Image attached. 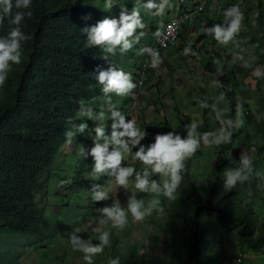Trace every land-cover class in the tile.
<instances>
[{
  "label": "trees",
  "instance_id": "16d2710c",
  "mask_svg": "<svg viewBox=\"0 0 264 264\" xmlns=\"http://www.w3.org/2000/svg\"><path fill=\"white\" fill-rule=\"evenodd\" d=\"M258 2L264 5L263 0ZM105 3L106 0H32L29 9H20L31 12V16L25 15L20 24L21 31L30 39L21 42V62L11 65L5 85L0 88V245L5 243L9 249L6 255H0V264H18L21 253L15 238L26 237L36 245L42 238L49 240L61 232L60 225L49 218L39 201L50 193L49 184L55 177L56 168L67 170L64 164L68 158H71L73 186L66 187L74 188L71 192L75 195H78V186L86 188L90 172L83 166L89 158L85 152H73L75 146L87 140V133L79 131V126L106 124V121L93 120L99 108L112 115L117 113V106H110L114 94L105 95L103 86L97 81L99 72L111 68L114 53L103 47L89 46L84 31L106 18L119 19L118 0H113L108 8ZM257 23L262 33L264 12L257 18ZM12 27L10 20L5 18L4 24L0 25V38H6ZM146 45L141 43V49L145 50ZM138 69L136 67L134 84ZM254 122L248 116L247 124L258 130L261 141L256 145L251 169L244 173L245 181L238 182L230 190L224 187L227 169L222 166H227L228 162L222 157H218L217 170L207 186L200 185L190 170L184 171V195L175 200L176 206L169 209V213L171 220L185 222L181 237L185 253L175 246L171 264H229L230 258L217 260L207 253L206 239L209 234L217 235L212 218L237 226L239 237L248 246L257 252L264 250V222L258 224V217L257 222L252 219L254 204L248 200H255L258 194L262 196L251 180L260 172L254 170L258 159L264 157V120ZM69 131L73 132L71 143L66 135ZM234 140L232 137L230 143L221 144L218 147L221 153L228 150ZM65 146V151L73 153L63 154ZM92 188L90 185L83 191V198H87L79 200V209L68 208L78 219L87 215L93 200ZM63 201L69 203L66 198ZM87 235L100 243L96 231L89 230ZM115 246L111 238L106 247L112 249ZM148 248L149 244L139 245L128 251H133L132 258H135L137 253H144ZM119 264H130V261H119ZM132 264L167 263L162 258L153 261L135 258Z\"/></svg>",
  "mask_w": 264,
  "mask_h": 264
},
{
  "label": "rangeland",
  "instance_id": "374dc122",
  "mask_svg": "<svg viewBox=\"0 0 264 264\" xmlns=\"http://www.w3.org/2000/svg\"><path fill=\"white\" fill-rule=\"evenodd\" d=\"M127 1L128 0H118V4L121 7L123 5H127ZM248 1L249 0H247V3ZM121 11L124 10L121 9ZM141 33H143V31ZM142 37H144L143 34ZM141 43H144L143 40H140L137 43L138 52L141 49ZM258 49H260V52L262 51V54L259 55L257 63L252 62L250 66H247V74L250 77L247 79V82L239 80L236 82L239 83L237 85L227 83L226 85L221 84L219 88L221 92L226 91L227 95L229 94L228 96L224 95V101L227 103L230 102L231 105L234 106L235 111H240V117L243 119L242 125L228 129L232 134L231 138L235 137V140L231 142L230 148L225 150L224 153H221V150H219L220 148H218L219 146L214 144L209 146L203 139L204 134L212 132L215 126H225L222 122L215 125V122L218 119L217 117L220 119V116H216L215 114L207 115L203 119L207 120L208 125L203 126L198 118L200 117L201 111L198 106H193V102L191 103L190 110L187 113L182 112L179 108L177 109L178 106L172 107L169 111V107L162 99L165 96L163 90L160 92L154 91V94L151 96H142L145 94L148 89L147 88L142 92H138L139 95L137 96L138 99L136 103L133 99V97L136 96H131V98H123V104L121 105L119 104L120 97L114 94V100L110 106L116 105L117 113L122 115L126 121L129 119L136 121L137 126L146 132V137L141 141V145H144L145 147L153 143L155 136L158 134L173 132L180 135L181 138H185L187 136L188 126L193 122L197 124L196 133L197 138L200 139V148L196 154L185 161V167L182 171V181L175 193L176 199L169 200L162 194L151 191L140 192L135 188L136 173H143L144 171V166L141 162L133 158L137 148H133L132 152L122 161L123 167H132L135 170L133 175L129 177V184L126 188L117 187L114 184L113 177L103 174L99 176L94 175V161L89 153L95 143L99 142L103 144L104 139L97 141L96 138L95 128L100 125L91 127L89 123H87L85 124L86 127L84 129V132L87 133V140L81 145L75 146L73 151L81 152L82 150V152H85L89 158L88 163H84L83 166V168H87L88 172H90L87 175V186L86 188H79L78 186V195L71 192L74 188L68 189L66 187L71 185L73 186L71 158H68L64 164L67 170H63L61 167L56 168L55 177L49 184L50 193L45 194L40 199L39 204L40 207L48 214L49 218H53L55 223L60 225L61 232L49 240L47 238H42L36 245H33L26 237L15 238L14 242L21 253L17 259L18 264H87L84 260V254L78 251L76 246L70 243L69 236L75 234L85 243L98 245L95 237L87 235L89 230L96 231L99 236L103 232H108L109 240L112 238L116 243L115 248H112L115 256H113L112 249L105 247L101 254L93 257V264H107L106 261L116 258L123 262L130 261V264L133 263L135 258L139 261H153L155 258H162L167 264H171L170 260H172V253L174 251L173 248H175V246L181 252L185 253V247L182 245L183 238L181 239L182 235H184L182 232L184 231L183 228L185 227V222L181 219L171 220L172 215L171 212L169 213V209L176 206L175 200L184 195L185 188L182 186V183L184 182V171L190 170L200 185L207 186V182L209 179L214 177L213 174L217 170V161L219 160L218 157H222L223 159L226 158L228 165H223L222 167L228 170L236 169L241 166V155H245L251 160L256 156L254 155L256 145L261 140L259 134L257 133L258 130L255 127H252V125L247 124V119L249 116L251 121L255 120L254 123H262L264 120V108L262 112L257 102L259 99L264 97V85H256V81L264 80L263 37L262 42L258 45ZM141 57L142 54H140V52L136 54V58ZM133 63H135V61ZM176 72L179 73L178 70H176ZM255 73H261V75H255ZM192 77L196 80L200 78H195L193 75ZM226 86L228 87L223 89ZM246 90H248L247 94L245 93ZM156 95L159 96L157 100L153 99ZM194 96L193 101L196 100L197 102L203 103L201 97L198 98V95ZM147 101H151V103H147ZM231 105L225 108L229 110ZM262 105L264 106V100L262 101ZM151 106H153V108H151ZM219 108L221 110L224 108L223 102L220 103ZM171 114L173 116H177V120H171ZM101 116L103 118H101ZM111 118L112 114L102 108L97 109L96 113H94L93 120H97L99 123L106 121V124L103 126L105 130V137L107 138H110L111 136L112 128H110V126L113 123L109 122ZM236 119L237 117L235 118L233 116L230 118L232 121H235ZM208 120H212L213 122H208ZM89 122H92V120ZM210 126H212V128ZM212 139L213 137H209V141ZM231 145L236 147L234 148L235 150L231 148ZM65 148L66 146L62 149V152L66 150ZM111 150L112 146L110 145L109 151ZM73 152L65 151L63 154H72ZM253 163L254 162L251 164ZM254 170H256L255 173H258L259 170L260 172L259 174H256L257 177L252 178V186L256 188V191L262 193V196H259L258 194L255 197V200H248L249 202L253 201L254 204L255 212L252 213L254 216H252V219L257 222L256 218L258 217V224H260L264 222V157L258 159L257 166ZM149 180H155L158 184L162 185V178L158 174L150 175ZM97 181L99 182L95 186V190H107L109 188V184L112 185L111 190L108 192V199L99 202L92 200L89 204L87 215L84 218H76L68 208L72 206L73 208L79 209V200L87 198V196H84L83 198V191H87V188H89L90 185H93L92 189L94 190V184ZM250 191L251 192L249 193L252 195L253 190L250 189ZM245 192H247V190H245ZM64 198L69 200V203H65L63 201ZM133 198L138 201H142L145 207H148L154 200H159L160 203L153 209L151 215L147 216L141 222H135L131 215L128 214V224L123 230L113 228L111 222L101 223V221L105 219L102 214L103 208L112 207L118 204L127 212L129 200ZM212 221L213 226L216 227L217 235L213 236L212 234H209V237L206 239L205 246H209L207 248V253L215 256L214 258L217 260L230 258V260H228L229 264L238 254H243L244 259L247 260L246 256L248 245L247 242L239 237V229L237 226L222 223L215 218H212ZM146 244H149L150 248H148L144 253H137L135 258H132L134 253L131 250L136 246H144ZM129 248L131 250L128 251ZM8 251L9 249H7L5 243L0 245L1 257L6 255ZM109 254L111 257H108ZM223 261H226L227 263V260Z\"/></svg>",
  "mask_w": 264,
  "mask_h": 264
},
{
  "label": "clouds",
  "instance_id": "9594fccd",
  "mask_svg": "<svg viewBox=\"0 0 264 264\" xmlns=\"http://www.w3.org/2000/svg\"><path fill=\"white\" fill-rule=\"evenodd\" d=\"M113 0H106L105 7H111ZM32 0H0V25L4 24L5 18L10 20L13 25L8 32L6 38H0V88H3L8 78L11 65H18L21 62V42L30 37L26 36L20 28V24L25 15L31 16V12H23L20 9H29ZM164 3L157 5L154 0H148L145 7L149 10L156 9L157 14H162ZM16 9V11H13ZM224 22L226 27L220 24H214L211 28L202 29L206 34L211 35L215 41L221 45H227L233 41L241 30L243 13L239 5L229 7L224 13ZM88 19V17H84ZM143 24L140 20L138 9L133 8L131 13L121 11L119 19H104L98 22L94 27L85 29L89 46L103 47L105 51L114 53L117 48L120 52H126L133 46V36L138 28H142ZM160 35L159 32L156 33ZM158 53L152 54L151 65L156 67L160 64ZM261 75V73H255ZM97 81L102 85V91L107 94H115L118 97L128 96L136 85L132 82L130 73L122 70H114L109 68L107 71L99 72ZM223 99V97H221ZM207 107V105H201ZM83 114V113H82ZM89 118H92L89 115ZM101 118H103L101 116ZM219 119V117H217ZM113 123L110 138L105 137L104 126L95 128L97 141L104 139V143H95L90 151L93 158V173L96 176L107 175L114 178V184L117 187L126 188L129 184V177L134 173V168L123 167L122 161L132 152L133 148H137L133 158L141 162L144 166L143 173H136L135 188L140 192H155L162 194L169 200L176 199L175 193L182 181V171L185 167V161L197 153L200 148V139L197 138V124L193 122L188 126L187 136L181 138L173 132L167 134H158L154 138V142L148 146L141 145V141L146 137V132L137 126L134 120H125L119 113H113ZM225 125L218 133H205L204 141L214 145L228 144L231 141V132L228 130L232 127H238L243 124L240 113H237L235 121H222ZM86 125L81 124L79 131L83 132ZM71 143L73 132L66 133ZM209 137H213L209 141ZM112 150L109 151V146ZM82 151V150H81ZM251 159L245 155H241L240 167L236 169H228L225 171L224 187L226 189L233 188L238 182L247 179L244 175L245 171L251 169ZM158 174L162 178V185L155 180L150 181L149 176ZM112 185L109 184L107 190L100 189L93 192V200L99 202L108 199V192ZM159 200H154L148 207H145L142 201L130 199L127 212L118 204L112 207L102 209L104 220L101 223L111 222L113 228L123 230L128 224V214L131 215L135 222L143 221L147 216L151 215L154 208L159 205ZM100 243L92 245L81 241L75 234L69 236L71 244L84 254V260L87 264H93V257L101 254L104 248L109 245V233L103 232L99 236ZM109 264H119V259H112Z\"/></svg>",
  "mask_w": 264,
  "mask_h": 264
},
{
  "label": "crops",
  "instance_id": "0c3cea01",
  "mask_svg": "<svg viewBox=\"0 0 264 264\" xmlns=\"http://www.w3.org/2000/svg\"><path fill=\"white\" fill-rule=\"evenodd\" d=\"M155 1L157 5L164 3L162 14H157L156 9H147L145 5L148 0H128L127 5L121 7L119 5L118 7L129 14L133 8L138 9L140 20L143 24V27L138 28L132 38V48L123 53L117 48L114 52V57L111 58V68L115 70L121 69L126 73H130L132 82L136 75V67L140 66L144 59V49L139 50L142 57L136 58V54L139 53L137 51V43L143 40L147 45L150 44L155 30L161 29L169 19L194 8L200 2L199 0ZM234 5H239L243 13L241 30L233 41L227 45H221L202 29L211 28L214 24L226 27L222 10H219V7L229 8V6L232 7ZM263 12L264 5L260 4L258 0H249L248 3L247 0H211L204 14L195 16L187 24L178 45L166 50L160 59V64L156 67H151L145 82L148 89L142 96H151L154 91L160 92L163 90L165 96L162 99L169 107V111L172 107L178 106L177 109L179 108L185 113L190 110L193 102V106H198L201 111L198 118L203 126L208 125L207 120L203 118L209 114L220 116V119L216 120L215 125L222 121L230 120L232 116L236 118L237 113H240V111H235L234 106L230 102L224 101V95L228 96L229 94L227 95L226 91L221 92L219 88L221 84L232 83V85H237L239 83L236 82L239 80L247 82V79L250 78L247 74V66H250L252 62L257 63L259 55L262 54V51L260 52V49H258V45L262 42L260 37L263 35L264 29L262 28L261 33L257 18ZM142 31L143 33H141ZM142 34L144 37H142ZM134 61L135 63H133ZM193 69L203 74L198 80L192 77L193 75L196 78L192 72ZM260 84L264 85V80L256 81V85L260 86ZM247 91H245L246 94ZM138 95L139 93L134 88L128 96L119 98V104H123V98H131V96H136L133 97L136 103ZM194 95H198V98L201 97L203 103L196 100L193 101ZM158 98V95L153 97L156 100ZM263 100L264 97L257 101L262 112L264 108L262 105ZM221 102H223L224 107L222 110L219 108ZM147 103H151V101H147ZM201 105H207V107H201ZM230 105L232 109L228 110L225 108ZM171 116V120H177V116L172 114ZM208 122L213 121L208 120ZM210 127L212 128V126ZM221 128L220 125L215 126L212 132L209 133H218ZM208 145L210 146L212 143L209 142ZM232 148L234 149L235 146L233 145ZM246 259L244 264H264V250L257 252L247 246Z\"/></svg>",
  "mask_w": 264,
  "mask_h": 264
},
{
  "label": "built area",
  "instance_id": "2783aa9c",
  "mask_svg": "<svg viewBox=\"0 0 264 264\" xmlns=\"http://www.w3.org/2000/svg\"><path fill=\"white\" fill-rule=\"evenodd\" d=\"M199 1L200 2L194 8L184 11L177 17L169 19L161 29H157L154 31L151 43L145 46L144 59L137 71V78L135 82L137 92H142L147 89L145 82L147 74L152 67V54L158 53L161 59L163 53L166 50L176 47L182 34L184 33L187 24L195 16L204 14L207 5L211 0ZM227 9L228 7H219V10H222V13H224ZM157 32L160 33L159 36L156 35ZM192 72L196 77L201 78V75H203L195 69H193ZM244 261L245 259L243 254H238L234 257L233 260H231L230 264H244Z\"/></svg>",
  "mask_w": 264,
  "mask_h": 264
}]
</instances>
